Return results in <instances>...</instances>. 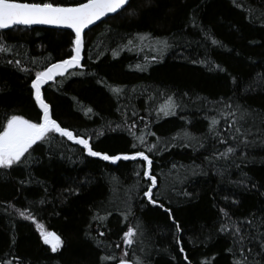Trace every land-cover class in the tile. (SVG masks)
Here are the masks:
<instances>
[{"label":"trees","instance_id":"16d2710c","mask_svg":"<svg viewBox=\"0 0 264 264\" xmlns=\"http://www.w3.org/2000/svg\"><path fill=\"white\" fill-rule=\"evenodd\" d=\"M43 2L74 6L80 0ZM237 4L133 0L135 15L123 10L85 34L81 67L70 68L42 86L53 118L91 138L97 150L119 154L134 151L132 143L139 150L157 144L159 152L147 153L158 181L154 198L172 210L182 232H176L163 208L148 204L143 196L150 181L136 173L142 174L145 162L111 164L87 157L80 146L56 134L51 143L38 142L35 151L29 150L32 155L25 166L0 169V260L101 264V256L121 254L116 244H122L127 226L139 225L140 241L129 249L133 261L147 254L150 264H187L183 260L187 254L192 264L206 260L230 264L226 249L233 240L227 231H220L221 226L227 230L247 219L264 220V149H251L244 164L239 152L229 160L218 155L233 141L219 142L229 135L220 115H227L228 109L217 101L231 98L230 103L264 115V0H237ZM138 35L149 39L142 43L134 39L131 50L123 48ZM0 37L10 48L0 53V124L11 114L36 122L39 109L31 95V80L37 71L68 59L75 36L69 31L16 27L0 31ZM164 38L173 47L161 56L157 39ZM213 38L220 44L212 45ZM8 60H20L24 70ZM113 88L123 92L117 96ZM169 96L179 105L177 115L160 114L158 119V110ZM213 116L220 121L219 139L209 131ZM184 131L196 138L190 147L172 139ZM140 136L146 144L139 143ZM173 143L178 146L171 147ZM18 209L34 215L46 231L61 238L56 253ZM100 231L105 235L99 236ZM181 246L184 254L179 252Z\"/></svg>","mask_w":264,"mask_h":264},{"label":"snow or ice","instance_id":"6c2138e0","mask_svg":"<svg viewBox=\"0 0 264 264\" xmlns=\"http://www.w3.org/2000/svg\"><path fill=\"white\" fill-rule=\"evenodd\" d=\"M233 4L239 7L237 0H233ZM132 9V11H129ZM119 10L128 11L130 15H135L136 10L133 9V0H80L75 6H61L60 4H54L52 2H21V0H0V30H6L13 26L23 25H54L57 27H64L71 29L75 33V39L72 41L73 48L68 59H64L58 63H52L50 67H46L43 71H37L35 78L31 80L30 89L31 95L34 98L35 105L38 106L37 120L33 122L31 119H26L19 114H11L5 117L4 123L0 124V169H12L14 166L23 167L28 163L29 157L32 153L29 151L38 142L51 143L53 137L58 134L59 137L66 138L67 141L72 142L75 145L80 146L83 153L87 157L98 158L101 161L110 162L111 164H117L119 161H143L146 166L141 173L137 172L136 175H142L150 181V184L143 190V196L147 198V202L150 205L158 206L163 208L169 218L172 219L173 224L177 233L182 232L181 225L175 221L170 208H165L163 203H160L154 198L153 189L158 187L157 177L153 171V159L147 153L159 152V148L156 143L151 144L146 150H139L136 143L131 144V149L134 151L109 154L97 150L92 143L91 138H84L83 136L75 133L67 127H62L56 119L53 118L52 106L46 102L42 94V86L47 84L49 81L55 80L60 75L62 76L70 68L81 67L82 50L84 48V30L90 25L100 21L101 18L108 16L111 13H117ZM195 14H193L194 16ZM261 16H264V11L261 12ZM192 26L196 27L195 19L192 20ZM208 39L209 37H205ZM135 40H139L141 43L144 40L149 39L148 35H138L133 39H128L127 45L123 48L131 50V46ZM212 45H219L220 42L216 39H211ZM157 46L160 55L163 56L167 51L171 50L173 44L167 39H157ZM10 48L5 46V42L0 37V53H7ZM113 57L118 55L116 50L112 51ZM154 60L157 57H153ZM8 64H15L20 69V60H8ZM192 63H197L193 60ZM219 67V66H217ZM138 70L144 71V68L137 65ZM24 70V69H20ZM220 71H226L220 68ZM111 91L119 96L123 89L113 88ZM231 98L228 100L221 99L217 101V104H223L227 109V115L223 112L220 113L227 122V127L224 128V132L229 133L225 139H220L219 142L226 144L229 141H233V144L227 147L225 152H220L219 158L229 160L236 156L237 152L240 153L239 159L241 164L245 163L246 156L250 154V150L254 148L264 149V115L254 113L249 108H245L242 104L230 103ZM179 105L168 97L165 104L161 105L157 118L159 119L160 114L164 117L176 116V109ZM211 110V109H209ZM91 113L93 110L89 108L87 110ZM141 120L144 117H140ZM257 120L259 123L257 124ZM220 121L215 117L210 118L208 124L209 131L219 139L221 133L218 132ZM135 123L132 124L134 128ZM131 131V129H129ZM134 135V133H133ZM155 135V133H150ZM141 145L146 144L143 136L137 137ZM160 138L157 137V140ZM174 141L180 139L183 141L179 146L190 147L191 142L196 138L193 137L189 132L184 131L180 137H173ZM200 148L204 147L203 142L197 141ZM177 144H171V147H176ZM26 154H28L26 156ZM216 154L214 153V156ZM209 160V157H205ZM234 163V162H233ZM241 164H235L236 168H240ZM173 167H176L173 165ZM21 183H25L21 181ZM73 191V190H69ZM74 194H79L74 192ZM184 195H190L187 192H183ZM227 199V197H225ZM235 203V201H234ZM19 216L25 220L31 221L35 224L39 236L45 245H49L51 251L56 253L62 245L61 238L54 232H48L44 229V226L38 223L36 217L32 214H26L25 211L17 210ZM220 212L224 216H228V212L221 208ZM110 214V213H109ZM127 219V213L124 214ZM94 220H102L99 216H94ZM264 220L257 223L254 219H247L242 221L240 224L234 225L231 229H225L221 226L220 231L225 232L231 236L233 244L226 249V252L230 256V264H264ZM99 236H104L105 232L100 231ZM122 244H116L117 248L121 249V254L117 255H105L100 257L101 264H106L108 261L114 262V264H150V260L145 254L144 257H138L135 261L131 259V255L134 254L129 252L134 245H137L140 241V226H127L126 230L122 233ZM177 245L181 244L179 237L175 238ZM250 242V243H249ZM143 251V248H141ZM181 254L185 253L184 247L179 248ZM175 258V257H174ZM13 260L16 264H19V257L13 259L0 260V264H13ZM183 260L187 264H192L187 254L183 255ZM202 264H211L210 260L202 262Z\"/></svg>","mask_w":264,"mask_h":264},{"label":"water","instance_id":"95a60500","mask_svg":"<svg viewBox=\"0 0 264 264\" xmlns=\"http://www.w3.org/2000/svg\"><path fill=\"white\" fill-rule=\"evenodd\" d=\"M121 11H123V10H119L117 13H111L108 16L101 18V20L100 21H97L95 24L90 25L87 29L84 30V37H85V34L88 31H90L92 28L96 27L97 25H99L100 23H102L103 21H105L106 19L111 18V17L117 15ZM16 27H27V28H38L39 27V28H48V29H54V30L69 31V32H71L75 36V33L71 29L64 28V27H57V26H54V25H32V26L17 25V26H13L12 28H9V29H6V30H0V31H8V30L14 29Z\"/></svg>","mask_w":264,"mask_h":264}]
</instances>
